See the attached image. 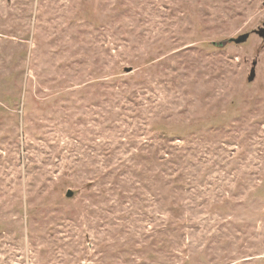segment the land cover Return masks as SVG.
I'll list each match as a JSON object with an SVG mask.
<instances>
[{
	"label": "rangeland",
	"instance_id": "1",
	"mask_svg": "<svg viewBox=\"0 0 264 264\" xmlns=\"http://www.w3.org/2000/svg\"><path fill=\"white\" fill-rule=\"evenodd\" d=\"M263 32L264 0H0V264H264Z\"/></svg>",
	"mask_w": 264,
	"mask_h": 264
},
{
	"label": "water",
	"instance_id": "2",
	"mask_svg": "<svg viewBox=\"0 0 264 264\" xmlns=\"http://www.w3.org/2000/svg\"><path fill=\"white\" fill-rule=\"evenodd\" d=\"M248 38H249V35H243L237 39H233L232 42H234L236 45H241L245 43L248 40ZM253 78H254V73L252 74V77L250 79L252 80ZM71 196H72V193H68V197H71Z\"/></svg>",
	"mask_w": 264,
	"mask_h": 264
}]
</instances>
